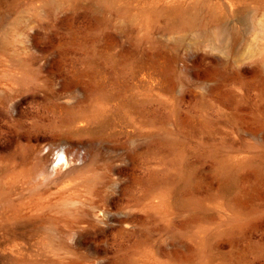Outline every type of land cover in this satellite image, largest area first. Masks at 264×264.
<instances>
[{"label":"rangeland","instance_id":"obj_1","mask_svg":"<svg viewBox=\"0 0 264 264\" xmlns=\"http://www.w3.org/2000/svg\"><path fill=\"white\" fill-rule=\"evenodd\" d=\"M0 264H264V0H0Z\"/></svg>","mask_w":264,"mask_h":264},{"label":"bare ground","instance_id":"obj_2","mask_svg":"<svg viewBox=\"0 0 264 264\" xmlns=\"http://www.w3.org/2000/svg\"><path fill=\"white\" fill-rule=\"evenodd\" d=\"M55 162H56L55 163L56 167L62 163H65L66 162V156L61 152H57Z\"/></svg>","mask_w":264,"mask_h":264}]
</instances>
